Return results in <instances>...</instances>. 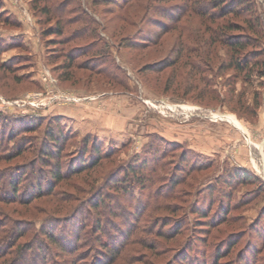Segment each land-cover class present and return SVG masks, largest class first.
Masks as SVG:
<instances>
[{
  "label": "rangeland",
  "instance_id": "obj_1",
  "mask_svg": "<svg viewBox=\"0 0 264 264\" xmlns=\"http://www.w3.org/2000/svg\"><path fill=\"white\" fill-rule=\"evenodd\" d=\"M213 1L0 0V264H264V0Z\"/></svg>",
  "mask_w": 264,
  "mask_h": 264
},
{
  "label": "trees",
  "instance_id": "obj_2",
  "mask_svg": "<svg viewBox=\"0 0 264 264\" xmlns=\"http://www.w3.org/2000/svg\"><path fill=\"white\" fill-rule=\"evenodd\" d=\"M185 1H186V4L184 5V7L180 8V10H179V12H180L179 14L182 13L183 16L189 15V14L195 12V9H196L194 7V5H192L193 0H185ZM237 3L240 4V5H244V4H246V0H237ZM209 4H210V2H209ZM212 6L213 7H217V8L221 7L220 2L218 3L217 0L213 1V5ZM163 11H164V13H162V14H168V11H169L168 7L167 8H163ZM235 11L238 12V9H230V11H226L225 13H228V12L232 13V12H235ZM198 14H199V16H204L206 13H199V11H198ZM183 16H179L178 18H181ZM210 16L214 17V15L212 13L210 14ZM168 18H170L172 20V19L175 18V16H172V15H170V17L166 16V19H168ZM178 20H180V19H178ZM228 26H227V28L229 30H232L231 26L230 25H228ZM61 32H62L61 29H58V34L59 35L61 34ZM244 39L245 38H243V37L238 39L235 35H225V36L222 37V39L220 41L224 42L225 46H227L230 50L234 51V53L232 54L231 59H230V67L232 69L236 70L237 72H246L245 74H247V73L250 72L249 71L250 69L248 68L249 65L247 63L248 62L247 57L242 56V55L239 54V52H241L246 47V45H248L247 42L244 43L242 41ZM139 44H144V43H139ZM131 46H133V44H131V40H130L128 42V47H131ZM175 63H177V62L170 63V65H168V67L169 66H173ZM260 65H261V70L259 71L260 72V76H264V62H261ZM245 80H247V79H245ZM259 106L260 105L257 104L255 108H259ZM60 131L61 130H59L58 127L52 126L51 129L50 130L48 129V132L46 133V137H45L46 148L43 150L44 155H45L44 158L46 160L47 159L50 160V158L55 157V155L53 153V148L54 147L58 148V147L61 146L60 144H63L65 142V138L67 136L65 135L64 132H60ZM86 139H87V137H86ZM84 150H85L84 154H86V151H88V149H86V145L84 146ZM55 152H57V151H55ZM90 152H92V151H90ZM94 154L100 155V153L97 152V151ZM47 162H50V161H47ZM55 167H56L55 175L57 176L58 175L57 173L60 171L62 166L61 165H57V163H56ZM117 185L122 186L123 184H119L118 183ZM198 217L204 218V217H206V215H200Z\"/></svg>",
  "mask_w": 264,
  "mask_h": 264
}]
</instances>
